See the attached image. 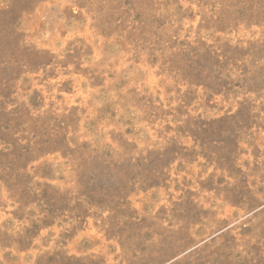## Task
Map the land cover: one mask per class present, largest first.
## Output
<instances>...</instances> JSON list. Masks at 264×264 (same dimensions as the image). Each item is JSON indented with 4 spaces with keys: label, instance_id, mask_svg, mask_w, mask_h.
Returning a JSON list of instances; mask_svg holds the SVG:
<instances>
[{
    "label": "rangeland",
    "instance_id": "rangeland-1",
    "mask_svg": "<svg viewBox=\"0 0 264 264\" xmlns=\"http://www.w3.org/2000/svg\"><path fill=\"white\" fill-rule=\"evenodd\" d=\"M0 264H264V0H0Z\"/></svg>",
    "mask_w": 264,
    "mask_h": 264
}]
</instances>
